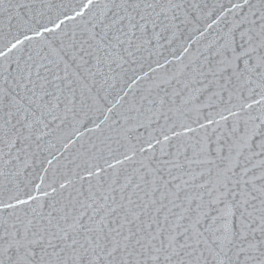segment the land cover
<instances>
[{"label": "snow or ice", "instance_id": "snow-or-ice-1", "mask_svg": "<svg viewBox=\"0 0 264 264\" xmlns=\"http://www.w3.org/2000/svg\"><path fill=\"white\" fill-rule=\"evenodd\" d=\"M0 264H264V0H0Z\"/></svg>", "mask_w": 264, "mask_h": 264}]
</instances>
